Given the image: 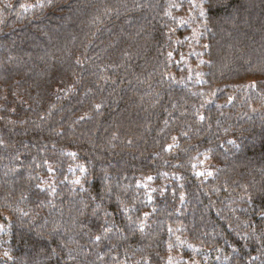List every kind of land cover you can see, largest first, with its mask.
Returning a JSON list of instances; mask_svg holds the SVG:
<instances>
[{
	"label": "trees",
	"instance_id": "1",
	"mask_svg": "<svg viewBox=\"0 0 264 264\" xmlns=\"http://www.w3.org/2000/svg\"><path fill=\"white\" fill-rule=\"evenodd\" d=\"M0 221V264H264V0H0Z\"/></svg>",
	"mask_w": 264,
	"mask_h": 264
},
{
	"label": "rangeland",
	"instance_id": "2",
	"mask_svg": "<svg viewBox=\"0 0 264 264\" xmlns=\"http://www.w3.org/2000/svg\"><path fill=\"white\" fill-rule=\"evenodd\" d=\"M7 230H8V226L7 225L4 226V224H2V222L0 221V244L2 245L3 242L5 241V236L7 237Z\"/></svg>",
	"mask_w": 264,
	"mask_h": 264
},
{
	"label": "snow or ice",
	"instance_id": "3",
	"mask_svg": "<svg viewBox=\"0 0 264 264\" xmlns=\"http://www.w3.org/2000/svg\"><path fill=\"white\" fill-rule=\"evenodd\" d=\"M201 15H203V13H201ZM169 55H171V54H169ZM252 87H255V85H252Z\"/></svg>",
	"mask_w": 264,
	"mask_h": 264
}]
</instances>
